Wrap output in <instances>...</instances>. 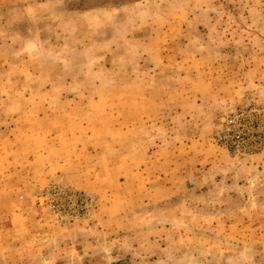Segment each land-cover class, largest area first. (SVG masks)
Listing matches in <instances>:
<instances>
[{"label": "rangeland", "instance_id": "obj_1", "mask_svg": "<svg viewBox=\"0 0 264 264\" xmlns=\"http://www.w3.org/2000/svg\"><path fill=\"white\" fill-rule=\"evenodd\" d=\"M264 0H0V264H264Z\"/></svg>", "mask_w": 264, "mask_h": 264}, {"label": "water", "instance_id": "obj_2", "mask_svg": "<svg viewBox=\"0 0 264 264\" xmlns=\"http://www.w3.org/2000/svg\"><path fill=\"white\" fill-rule=\"evenodd\" d=\"M263 175H264V170H263Z\"/></svg>", "mask_w": 264, "mask_h": 264}]
</instances>
